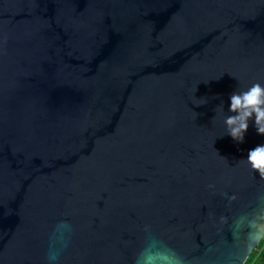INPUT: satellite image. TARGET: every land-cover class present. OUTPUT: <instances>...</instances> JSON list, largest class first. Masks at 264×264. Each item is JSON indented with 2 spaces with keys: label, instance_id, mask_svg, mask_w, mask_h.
<instances>
[{
  "label": "water",
  "instance_id": "1",
  "mask_svg": "<svg viewBox=\"0 0 264 264\" xmlns=\"http://www.w3.org/2000/svg\"><path fill=\"white\" fill-rule=\"evenodd\" d=\"M255 81L264 0H0V264H240Z\"/></svg>",
  "mask_w": 264,
  "mask_h": 264
},
{
  "label": "clouds",
  "instance_id": "2",
  "mask_svg": "<svg viewBox=\"0 0 264 264\" xmlns=\"http://www.w3.org/2000/svg\"><path fill=\"white\" fill-rule=\"evenodd\" d=\"M217 107L223 114L220 121L223 134H227L237 144L244 142L250 121L256 135L264 137V83L255 81L239 91H233L228 99L227 113L223 103ZM243 163L264 178V143L250 148ZM251 243H255L256 247L246 256L238 257L240 264H264V234L251 236Z\"/></svg>",
  "mask_w": 264,
  "mask_h": 264
}]
</instances>
